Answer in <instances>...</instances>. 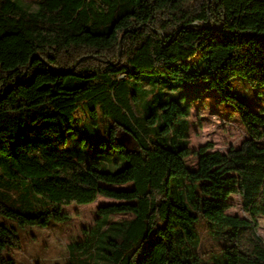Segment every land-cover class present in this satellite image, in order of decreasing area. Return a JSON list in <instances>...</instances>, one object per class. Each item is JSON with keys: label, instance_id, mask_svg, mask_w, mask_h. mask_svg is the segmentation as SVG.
<instances>
[{"label": "trees", "instance_id": "1", "mask_svg": "<svg viewBox=\"0 0 264 264\" xmlns=\"http://www.w3.org/2000/svg\"><path fill=\"white\" fill-rule=\"evenodd\" d=\"M21 1L0 0V264L16 224L65 223L98 196L114 202L65 264H264V110L229 91L264 88V0ZM180 81L215 89L248 138L191 148ZM79 109L107 123L96 145L68 147Z\"/></svg>", "mask_w": 264, "mask_h": 264}, {"label": "rangeland", "instance_id": "2", "mask_svg": "<svg viewBox=\"0 0 264 264\" xmlns=\"http://www.w3.org/2000/svg\"><path fill=\"white\" fill-rule=\"evenodd\" d=\"M20 5L21 0H15ZM229 89L236 97L244 101L254 110H264V88L257 91L250 87L242 77L231 80ZM174 86L171 92L180 95L182 102L188 97L196 98L191 102L189 114V146L197 148L207 142L213 144V149L226 152L229 148H236L248 138L242 126L238 113L231 106L219 101L215 89L210 88L204 91L202 82L180 81ZM95 119L97 124L88 128L90 120ZM107 123L101 118L100 113L92 117L89 113L78 110L76 118L72 123V130L68 132V147H75L76 141L84 138L85 145H96L99 138L104 137V129ZM262 142V141H261ZM195 160L189 162V167H194ZM115 189L130 188V184L114 185ZM114 202L113 199L98 196L89 204L71 205L64 208L68 216L65 223L48 221L46 225H25L16 229L19 237V244L5 251L4 256L14 259L15 264H65L69 259L74 258L67 249L69 243L84 238L88 228L98 219L96 208L98 206ZM231 208L228 213L247 218L241 207L238 195L230 197ZM114 218H130L129 214H115ZM11 219L0 215V223L11 224ZM257 221V232L264 241V216H259ZM14 222V221H13ZM78 256H75L77 258ZM78 264H90L80 262Z\"/></svg>", "mask_w": 264, "mask_h": 264}]
</instances>
